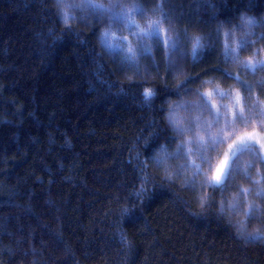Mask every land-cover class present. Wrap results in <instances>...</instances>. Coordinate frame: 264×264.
Wrapping results in <instances>:
<instances>
[{
  "label": "trees",
  "instance_id": "obj_1",
  "mask_svg": "<svg viewBox=\"0 0 264 264\" xmlns=\"http://www.w3.org/2000/svg\"><path fill=\"white\" fill-rule=\"evenodd\" d=\"M140 2L148 20L161 19L159 10L152 14L161 0ZM163 10L169 35L180 37V77L169 68L174 52L152 39L143 42L151 54L139 51L143 45L124 28L132 24L120 27L91 13L83 20L79 10L65 25L54 0H0V264H264V241L242 237L219 211L234 184L253 192L256 186L235 172L222 194L204 189L212 198L202 206L199 189L185 185L195 169L183 170L184 158H171L180 141L166 119L173 103L190 95L198 101L197 90L239 91L246 109L264 101L257 87L264 71H241L250 57L264 59V0H167ZM242 17L256 23L241 29ZM130 19L146 23L138 15ZM110 27L117 37H130L135 63L103 47L101 34ZM229 31L233 47L247 32L258 41L239 52L237 63H224ZM196 37L204 47L194 59ZM216 69L238 73L252 92ZM189 79L185 95L177 86ZM149 88L156 95L146 101ZM214 100L228 105L232 96ZM223 127L221 121L213 134ZM251 130L236 124L214 152L209 144L211 163L235 135ZM165 154L167 162L157 166L153 158ZM192 159L210 175L195 149ZM249 161L264 172L250 152L237 164ZM256 203L264 208V201ZM248 224L263 233L264 213Z\"/></svg>",
  "mask_w": 264,
  "mask_h": 264
},
{
  "label": "snow or ice",
  "instance_id": "obj_2",
  "mask_svg": "<svg viewBox=\"0 0 264 264\" xmlns=\"http://www.w3.org/2000/svg\"><path fill=\"white\" fill-rule=\"evenodd\" d=\"M167 0H161L157 9L152 10L155 15L159 10L160 20H148L147 10L143 7L140 0H116L115 3H110L105 7L103 3H95L93 0H83V3L77 6L75 3H69V0H56L59 9L58 15L62 22L67 25L71 16V10L79 7L82 9H90L94 14L100 16H107L112 24H118L123 27L126 23L132 24L133 28L129 29L130 34L137 37V40L143 45L139 51L151 54V48L143 42L146 39H152L159 46L175 52L179 50L180 37L170 36L171 22L168 21V14L164 12L163 5ZM125 4H130L131 9L124 7ZM119 9V11H117ZM138 15L141 19L146 21L144 27L135 24V21L130 17ZM76 19L75 16H71ZM165 22L169 23L168 29H163L161 25ZM256 23L253 19L245 17L241 18V29L244 25H254ZM135 29V30H134ZM254 33L247 32L242 38L236 42L233 47L231 41L233 39L232 32L225 33L228 43H225V59L224 63H237L239 62V52L250 51L252 45L258 41H253L249 37ZM101 43L109 54L118 53L123 56V60L130 63L136 62L137 48H134L130 42V37L120 36L111 30V27L101 34ZM119 39V43H112L110 40ZM264 40V35L259 37ZM202 38L196 37L193 44L192 53L193 58L196 59L197 50L204 47ZM256 56L259 53L255 54ZM228 80H234L239 83L245 92L251 93L253 86L240 79L239 74H234L225 69H216ZM241 71L250 72L255 75L257 72L264 71V59H249L242 62ZM191 80L181 82L177 86V90H184L187 95L190 89L187 84ZM204 84L212 83L211 81H204ZM257 87L264 89V80L260 81ZM156 95V92L149 88L143 92L145 100H150ZM196 95L200 98L198 101H182L177 105L169 107L167 111V123L169 128L175 133L176 139L180 141L177 144L176 151L171 153V158H184L185 164L182 166L183 170L194 168L190 180L185 181V185L193 192L196 193L199 189L201 192V205L207 204L212 198L210 195H204V189H211L212 192H220L221 194L229 187L233 174L239 172L241 178L246 180L249 184L255 185L256 190L253 192L251 187L242 185H233L234 195L230 200H221L219 211L221 214L225 211L233 214H243L246 220L257 219L261 213H264V208L256 203V200L264 201V172L257 170L258 179H254L250 169L255 167V163L249 161L243 167H240L237 162L245 152H250L258 158L260 165L264 166V131L258 130L261 124H264V101L257 99L256 103L246 109L245 97H242L239 91L235 93H225L218 88L209 91H196ZM219 96L221 99L232 96V102L228 105H220L215 102L214 96ZM221 107L224 111H221ZM246 111L249 115H246ZM184 113V115H181ZM205 114H207L205 116ZM224 122V127L220 128L217 133L213 134V129ZM236 124L243 125L245 128L252 127L251 131H243L235 135L232 142L228 144L227 150L224 152L223 157L219 159L215 165L211 163L212 157L207 155L208 145H213L211 151H215V146L223 143L226 137L233 135V132L228 129H233ZM194 149L198 151L202 163L208 164V171L210 175L204 174V169L201 165H196L195 160L192 159ZM169 158L168 154L164 156H155L153 162L163 167ZM235 166V167H234ZM182 173H178L181 175ZM204 175L203 181H197V177ZM172 176L169 175L168 179ZM127 210H125L126 212ZM253 241L264 240V233L259 230L255 234H250Z\"/></svg>",
  "mask_w": 264,
  "mask_h": 264
},
{
  "label": "rangeland",
  "instance_id": "obj_3",
  "mask_svg": "<svg viewBox=\"0 0 264 264\" xmlns=\"http://www.w3.org/2000/svg\"><path fill=\"white\" fill-rule=\"evenodd\" d=\"M93 2H95V3H103V4L105 5V7H108L109 4H110L109 0H93ZM54 3L56 4V0H54ZM69 3H75L77 6H79V5H81V4L83 3V0H69ZM56 6H57V4H56ZM124 7H127V8H128V4H125ZM57 9H58V7H57ZM58 10H59V9H58ZM79 10H81V8H79V7H77V8H75V9L71 10V15H72L73 13H78ZM81 11H83V12H80L81 15H79V17H80L81 19L83 18V20H84L85 17L88 16V15H85V14H87V13L94 14L92 10L87 9V8L82 9ZM117 11H119V9H117ZM58 13H59V11H58ZM95 15L98 16V14H95ZM59 17H60V16H59ZM60 19H61V18H60ZM124 28H130V29H131L132 27L124 26ZM104 32H105V31H103L102 33H104ZM171 54H172V52H171ZM169 60H170L171 63H172V64H169V68H170V70L172 71V74H173L174 76H176V77H180V76L182 75V72H181L180 70L177 69V67L180 66V65H179L180 63H178V57H176L175 52L172 54V56L169 58ZM180 73H181V74H180ZM184 98L187 99L186 101H189L188 99L191 98L192 100L189 101V102H192L193 100H195V95H194V96H193V95H190L189 98H187V97H184ZM182 101H183V100L181 99L179 102H177V103H173V105H170L169 107L174 106V105H177V104H179V103L182 102ZM181 115H184V113H181ZM195 150H196V149H195ZM254 169H255L256 174H257L258 165H256V166L253 168V170H254ZM234 194H235V193H234ZM234 194H233V195H234ZM233 195H232V196H233ZM232 196H230L228 200H230ZM225 214L227 215L228 219H230V220L233 222V225H234L235 229L240 233V235H241L242 237H244V238H245V237L248 238V237H250V234H255V233H257V231L252 232L254 228H251V227H250V229H252V230H249V228H248V227H249V224L247 225L248 220L245 219V217L243 216L242 213H241V214H233V213H231V212L225 211ZM247 226H248V227H247ZM260 232H261V231H260ZM263 233H264V232H263ZM250 239H251V237H250ZM260 241H264V240H260Z\"/></svg>",
  "mask_w": 264,
  "mask_h": 264
}]
</instances>
